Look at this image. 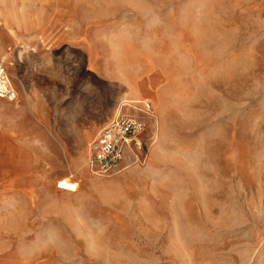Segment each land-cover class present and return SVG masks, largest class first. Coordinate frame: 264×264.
Segmentation results:
<instances>
[{
  "label": "rangeland",
  "instance_id": "rangeland-1",
  "mask_svg": "<svg viewBox=\"0 0 264 264\" xmlns=\"http://www.w3.org/2000/svg\"><path fill=\"white\" fill-rule=\"evenodd\" d=\"M1 60L0 264H264V0H0ZM145 100L144 149L84 166Z\"/></svg>",
  "mask_w": 264,
  "mask_h": 264
},
{
  "label": "built area",
  "instance_id": "built-area-1",
  "mask_svg": "<svg viewBox=\"0 0 264 264\" xmlns=\"http://www.w3.org/2000/svg\"><path fill=\"white\" fill-rule=\"evenodd\" d=\"M0 98L9 102H15L18 99V92L12 85L2 60L0 61ZM150 114H152L150 101H137L134 104L123 102L117 113L91 141L87 161L89 169L99 175L112 174L120 170L129 153L143 150V135L147 126L145 118ZM58 187L74 192L78 189V182L65 178L58 182Z\"/></svg>",
  "mask_w": 264,
  "mask_h": 264
},
{
  "label": "crops",
  "instance_id": "crops-1",
  "mask_svg": "<svg viewBox=\"0 0 264 264\" xmlns=\"http://www.w3.org/2000/svg\"><path fill=\"white\" fill-rule=\"evenodd\" d=\"M2 100H5V99H1L0 98V102H2ZM7 101V100H6ZM0 120L2 121L3 120V116H2V111L0 110ZM4 131H1V129H0V152H3V145L5 144V143H10V144H13L14 143V146L15 145H18L17 146V148H21V147H19V143L17 142V140H16V135L15 134H13V133H11V135H7V137H6V139H5V137H3V135H5V133H3ZM22 150H23V152H21V154L23 155V156H27V157H29L28 155L30 154V152H28V150H26V149H24V148H22ZM84 166H87V162L85 163V165Z\"/></svg>",
  "mask_w": 264,
  "mask_h": 264
},
{
  "label": "bare ground",
  "instance_id": "bare-ground-1",
  "mask_svg": "<svg viewBox=\"0 0 264 264\" xmlns=\"http://www.w3.org/2000/svg\"><path fill=\"white\" fill-rule=\"evenodd\" d=\"M135 102H137V101H135ZM127 103H129V102H127Z\"/></svg>",
  "mask_w": 264,
  "mask_h": 264
}]
</instances>
